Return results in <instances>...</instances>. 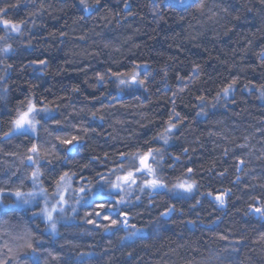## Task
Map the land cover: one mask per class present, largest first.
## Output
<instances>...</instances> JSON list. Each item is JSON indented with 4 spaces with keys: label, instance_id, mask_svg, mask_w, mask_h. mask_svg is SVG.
Wrapping results in <instances>:
<instances>
[{
    "label": "clouds",
    "instance_id": "clouds-1",
    "mask_svg": "<svg viewBox=\"0 0 264 264\" xmlns=\"http://www.w3.org/2000/svg\"><path fill=\"white\" fill-rule=\"evenodd\" d=\"M0 264H264V0H0Z\"/></svg>",
    "mask_w": 264,
    "mask_h": 264
}]
</instances>
